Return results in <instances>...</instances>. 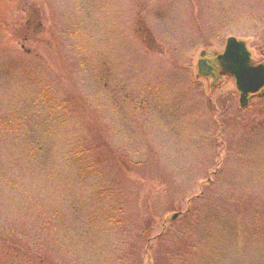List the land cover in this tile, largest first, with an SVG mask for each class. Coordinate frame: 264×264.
<instances>
[{
  "label": "rangeland",
  "instance_id": "1",
  "mask_svg": "<svg viewBox=\"0 0 264 264\" xmlns=\"http://www.w3.org/2000/svg\"><path fill=\"white\" fill-rule=\"evenodd\" d=\"M230 37L264 64V0H0V163L45 149L0 175V217L54 264H264V96L198 77Z\"/></svg>",
  "mask_w": 264,
  "mask_h": 264
},
{
  "label": "trees",
  "instance_id": "2",
  "mask_svg": "<svg viewBox=\"0 0 264 264\" xmlns=\"http://www.w3.org/2000/svg\"><path fill=\"white\" fill-rule=\"evenodd\" d=\"M27 13L29 16H28L26 29L20 33V37L24 36L23 42H25V40L31 41V42L34 41L36 42L35 44H39L41 46L42 44H48L50 40L45 32V22L43 18L40 17V15L37 14V12L31 8H27ZM139 23L140 25H142L141 22ZM143 26L145 28L144 23H143ZM141 30L142 29L141 28L139 29L138 27V33H140ZM25 53L31 54L33 53V50L32 51L30 50V52L26 51ZM38 56L41 57V55L39 54ZM38 56L36 57L38 58ZM55 64L57 65H53V66L57 67L59 65V62H55ZM221 75L230 77V78L232 77L230 75H227L224 72H221ZM63 77L64 76H62L61 74L60 78L62 79ZM63 79H65V77ZM66 84H67L69 91L73 95L75 101H77L78 104L81 105L82 108L85 110L86 117L89 119V122L91 123V127H94L97 130L96 123L93 121V118L88 109V106L82 100V97L80 96L79 92L74 90L72 86V82H70L69 79H66ZM96 136H98L103 141L106 148L110 150V154H112L115 157L116 154L113 151V149L112 148L110 149L108 143H106L105 140H103L102 133L97 132ZM40 149L45 150L43 147L39 148L37 144L32 145V147L22 149V151H28V153L24 156L25 157L24 160L19 159L18 162H13L12 165H14L15 163L16 164L15 166H12L11 164H6V163H0V175L4 173L3 176H6V179H8V178H12L11 175H15L14 172L16 171L23 172L26 170L28 172L29 171V169L27 168L28 165H30L31 163H34L37 159L41 158L39 157V154H38ZM52 152H53V149H50L47 155H44L43 153L42 156L44 155V157L50 160ZM115 159L117 160L116 157ZM118 162L120 166H124V169L126 170L128 174L133 175L135 178L140 177L146 182L149 181L148 178L142 177L141 174L135 169H131L130 167L123 165L120 159L118 160ZM151 228L152 227H150L149 224H147V226H144L143 234H142L143 240H146L148 238L147 236L149 235ZM143 248L139 245L136 246V249H138V253H136L137 257H143L146 255L144 252L145 249ZM141 250H142V254H141ZM32 262H35L38 264H54L51 261V258L49 256L43 255L32 248V246L30 245V234L26 229L20 231L19 229L15 227L14 224H12L9 218L0 217V264H31Z\"/></svg>",
  "mask_w": 264,
  "mask_h": 264
},
{
  "label": "water",
  "instance_id": "3",
  "mask_svg": "<svg viewBox=\"0 0 264 264\" xmlns=\"http://www.w3.org/2000/svg\"><path fill=\"white\" fill-rule=\"evenodd\" d=\"M207 56H214V52H201V60L198 62V77L201 75L211 76L214 78L215 84L218 82V76L211 61L205 59ZM217 63L224 73L235 78L237 89L241 93V107L247 106L250 95L257 94L264 88V64L254 65L252 54L248 50L246 42L230 37L227 40L224 53L218 55ZM178 216L175 214L172 220H176Z\"/></svg>",
  "mask_w": 264,
  "mask_h": 264
},
{
  "label": "flooded vegetation",
  "instance_id": "4",
  "mask_svg": "<svg viewBox=\"0 0 264 264\" xmlns=\"http://www.w3.org/2000/svg\"><path fill=\"white\" fill-rule=\"evenodd\" d=\"M262 95V94H259V96Z\"/></svg>",
  "mask_w": 264,
  "mask_h": 264
}]
</instances>
